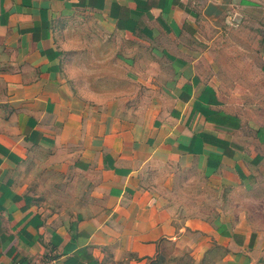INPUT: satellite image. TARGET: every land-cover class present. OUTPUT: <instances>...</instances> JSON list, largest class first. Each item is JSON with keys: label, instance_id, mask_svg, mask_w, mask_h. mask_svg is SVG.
I'll return each mask as SVG.
<instances>
[{"label": "crops", "instance_id": "obj_1", "mask_svg": "<svg viewBox=\"0 0 264 264\" xmlns=\"http://www.w3.org/2000/svg\"><path fill=\"white\" fill-rule=\"evenodd\" d=\"M72 16L143 47V94L78 95L59 40ZM263 175L255 1L0 0V264H153L168 246L264 264L230 202L208 212Z\"/></svg>", "mask_w": 264, "mask_h": 264}, {"label": "rangeland", "instance_id": "obj_2", "mask_svg": "<svg viewBox=\"0 0 264 264\" xmlns=\"http://www.w3.org/2000/svg\"><path fill=\"white\" fill-rule=\"evenodd\" d=\"M252 1L264 8V0ZM59 40L66 57L65 77L70 78L74 90L83 99L91 103H104L134 91L136 95L143 94L142 85L135 83L133 79L137 78H132L130 74L131 69L136 73L142 70V66L138 65L148 58L141 45L107 31L85 16L70 17L60 28ZM154 62L151 59V63ZM230 195L232 199L226 201L212 194L209 218L210 215L215 218L222 210L229 208L227 203L230 202L229 205L235 207L241 219L256 232L255 235L262 236L264 242V175L253 191ZM153 264H222V250L214 248L194 254L186 246H168L164 247Z\"/></svg>", "mask_w": 264, "mask_h": 264}, {"label": "built area", "instance_id": "obj_3", "mask_svg": "<svg viewBox=\"0 0 264 264\" xmlns=\"http://www.w3.org/2000/svg\"><path fill=\"white\" fill-rule=\"evenodd\" d=\"M50 264V263H49Z\"/></svg>", "mask_w": 264, "mask_h": 264}]
</instances>
